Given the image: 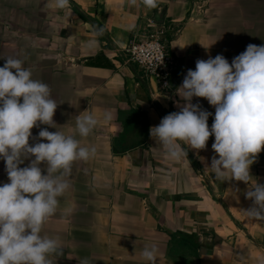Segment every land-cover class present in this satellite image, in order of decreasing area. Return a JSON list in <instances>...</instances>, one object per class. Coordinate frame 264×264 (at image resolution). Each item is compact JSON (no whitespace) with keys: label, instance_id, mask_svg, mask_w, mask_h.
Segmentation results:
<instances>
[{"label":"crops","instance_id":"obj_1","mask_svg":"<svg viewBox=\"0 0 264 264\" xmlns=\"http://www.w3.org/2000/svg\"><path fill=\"white\" fill-rule=\"evenodd\" d=\"M63 11L66 26L43 21L33 29L34 38L23 26H0V66L7 56L22 59L33 78L49 84L58 103L55 128L41 124L31 129L33 136L40 128L58 130L96 148L89 160L73 163L71 187L44 225L43 234L63 246L56 264L85 259L88 264H147L140 254L152 243L159 245L157 264H256L264 255V220L242 214L251 205L245 182L220 180L208 167L214 136L205 149L188 148L187 159L171 161L149 130L179 110L176 101H183L176 89L197 59L223 54L230 63L249 43L264 44V0H159L158 10L146 9L140 0H70V9ZM149 19L172 29L166 40L178 65L167 87L143 78L121 53L130 34ZM96 28L103 34L90 46ZM40 29L51 30L52 37L39 36ZM197 101L214 114L205 98L193 97ZM105 110L113 111V121L103 120ZM135 110L147 121V136L139 123L125 137L131 147L121 152L123 124ZM88 112L98 122L81 137L76 118ZM1 161L3 183L8 178ZM250 175L249 186L264 183V147Z\"/></svg>","mask_w":264,"mask_h":264},{"label":"clouds","instance_id":"obj_2","mask_svg":"<svg viewBox=\"0 0 264 264\" xmlns=\"http://www.w3.org/2000/svg\"><path fill=\"white\" fill-rule=\"evenodd\" d=\"M140 3L149 10L159 9V0ZM51 6L69 10L70 0H51ZM102 34L103 28L94 29L89 45H97ZM176 93L183 103L176 101L179 110L150 128L151 137L169 160L181 161L187 159L188 148L205 149L210 135L214 136L208 167L220 180L245 182L244 196L251 205L242 214L264 220V183L256 180L249 186L250 165L264 147V44L249 43L230 63L223 54L197 59ZM193 97L205 98L214 114L199 101L193 103ZM57 104L49 84L33 78L22 59L7 56L0 66V160L8 178L0 183V264H56L62 254L59 239L43 234L44 225L71 187L73 163L89 160L96 148L82 146L74 134L58 130L40 128L33 136V127L56 125ZM209 116L213 117L211 126ZM113 119V111L105 110L103 120ZM97 122L91 112L77 115L76 131L86 137ZM37 138L43 139L37 142ZM158 253L159 245L152 243L140 255L147 264H157ZM81 264L88 262L85 259ZM256 264H264V255L257 257Z\"/></svg>","mask_w":264,"mask_h":264},{"label":"built area","instance_id":"obj_3","mask_svg":"<svg viewBox=\"0 0 264 264\" xmlns=\"http://www.w3.org/2000/svg\"><path fill=\"white\" fill-rule=\"evenodd\" d=\"M171 31L158 20L149 19L130 34L121 50L126 62L134 66L143 78H153L164 87H167L178 65L166 40V34Z\"/></svg>","mask_w":264,"mask_h":264},{"label":"rangeland","instance_id":"obj_4","mask_svg":"<svg viewBox=\"0 0 264 264\" xmlns=\"http://www.w3.org/2000/svg\"><path fill=\"white\" fill-rule=\"evenodd\" d=\"M58 20L62 26H66L68 14L61 10L58 15L56 8L54 11L51 6V0H0V26H23L24 33L31 38L36 37L37 32L33 29L41 26V22L44 21L45 26H52V22ZM45 29L38 31L39 36L51 38L52 31ZM0 178L3 175L0 174Z\"/></svg>","mask_w":264,"mask_h":264},{"label":"trees","instance_id":"obj_5","mask_svg":"<svg viewBox=\"0 0 264 264\" xmlns=\"http://www.w3.org/2000/svg\"><path fill=\"white\" fill-rule=\"evenodd\" d=\"M79 15L82 19H86L84 15ZM87 64L91 66H97L94 61L87 62ZM141 122H143L141 128L142 134H144V136H147L148 124L142 113L135 110L131 112V114L125 119L123 124V132L118 139V145L121 148V152H125L131 147L127 146L125 137Z\"/></svg>","mask_w":264,"mask_h":264}]
</instances>
